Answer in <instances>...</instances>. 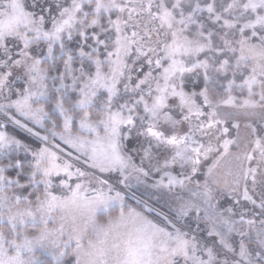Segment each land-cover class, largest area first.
<instances>
[{
  "label": "snow or ice",
  "instance_id": "obj_1",
  "mask_svg": "<svg viewBox=\"0 0 264 264\" xmlns=\"http://www.w3.org/2000/svg\"><path fill=\"white\" fill-rule=\"evenodd\" d=\"M0 264H264V0H0Z\"/></svg>",
  "mask_w": 264,
  "mask_h": 264
}]
</instances>
